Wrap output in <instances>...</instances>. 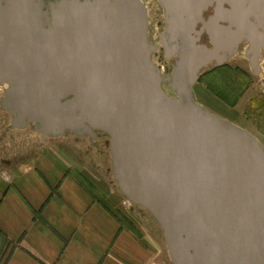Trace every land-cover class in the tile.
Wrapping results in <instances>:
<instances>
[{
  "label": "water",
  "instance_id": "water-1",
  "mask_svg": "<svg viewBox=\"0 0 264 264\" xmlns=\"http://www.w3.org/2000/svg\"><path fill=\"white\" fill-rule=\"evenodd\" d=\"M156 1L165 78L142 0H0L1 106L41 137L105 134L119 193L151 215L171 264H264V150L193 97L239 45L260 56L264 0Z\"/></svg>",
  "mask_w": 264,
  "mask_h": 264
},
{
  "label": "rangeland",
  "instance_id": "rangeland-1",
  "mask_svg": "<svg viewBox=\"0 0 264 264\" xmlns=\"http://www.w3.org/2000/svg\"><path fill=\"white\" fill-rule=\"evenodd\" d=\"M142 3L150 20L147 39L157 48L152 63L165 78L172 70L173 61L165 59L159 45V37L165 27L164 12L156 0ZM243 53L241 47L237 55L221 69H215L214 64L207 67L193 87V97L199 106L211 114L239 125L236 126L255 138L264 150V51L261 73L258 75H253L248 69ZM206 73H210L209 76L201 80ZM162 88L173 96L168 85ZM2 98L3 90L0 88V178H12L25 168L41 166L59 157L62 167L72 168L95 200L113 212L122 224L136 227L158 242L161 253L157 258L161 262L157 264H171L163 234L151 215L119 193L111 167L110 140L105 134L95 132V139L71 133L52 138L41 137L36 127L31 125L22 130L13 129L12 118L1 106ZM227 110L231 111L228 116ZM57 165L61 164L57 161Z\"/></svg>",
  "mask_w": 264,
  "mask_h": 264
},
{
  "label": "crops",
  "instance_id": "crops-1",
  "mask_svg": "<svg viewBox=\"0 0 264 264\" xmlns=\"http://www.w3.org/2000/svg\"><path fill=\"white\" fill-rule=\"evenodd\" d=\"M56 159L0 178V264L161 262L157 241L113 217Z\"/></svg>",
  "mask_w": 264,
  "mask_h": 264
},
{
  "label": "flooded vegetation",
  "instance_id": "flooded-vegetation-1",
  "mask_svg": "<svg viewBox=\"0 0 264 264\" xmlns=\"http://www.w3.org/2000/svg\"><path fill=\"white\" fill-rule=\"evenodd\" d=\"M142 1H151V0H142ZM223 7L224 8H226L227 9V5L226 4H224L223 5ZM215 8H216V4L214 3L207 11H205L204 12V14H203V20L205 21V22H207L208 21V19H209V17L210 16H213V14H214V10H215ZM223 25H225V26H227V23H224ZM201 26H198V28H200ZM147 36H148V33H147ZM160 38V37H159ZM201 43L202 44H205V45H207V46H209V40H208V36H207V34L206 33H204L202 36H201ZM243 48V59H244V61L246 62V65H247V67H248V69L251 71V73L253 74V75H258V74H260L261 73V69H260V66H261V62H262V60H263V51H264V49H262L261 51H260V56L259 57H256V58H254L253 56H252V54L251 53H249V50H250V48H249V46L245 43H243V44H241V45H239V47H238V49H237V52H238V50L240 49V48ZM237 52H236V54L234 55V56H232L231 58H229V59H232L233 57H235L236 55H237ZM152 59V58H151ZM228 59V60H229ZM215 65V64H214ZM231 112V111H230ZM230 112L227 110V116L230 114ZM232 124V123H231ZM235 124V123H234ZM237 125V124H236ZM237 126H239V125H237ZM243 129V128H242ZM245 129V128H244Z\"/></svg>",
  "mask_w": 264,
  "mask_h": 264
},
{
  "label": "trees",
  "instance_id": "trees-1",
  "mask_svg": "<svg viewBox=\"0 0 264 264\" xmlns=\"http://www.w3.org/2000/svg\"><path fill=\"white\" fill-rule=\"evenodd\" d=\"M222 67H223V66L216 67L215 69H221ZM209 74H210V73H206L205 75H203L202 78H201V80L204 79L205 77H208ZM106 209H107V208H106ZM108 211H109V210H108ZM109 213H110L113 217H115V218L117 219V217L115 216V214H113V212H110V211H109ZM117 220H119V219H117ZM119 221H120V220H119ZM120 222H121V221H120Z\"/></svg>",
  "mask_w": 264,
  "mask_h": 264
},
{
  "label": "bare ground",
  "instance_id": "bare-ground-1",
  "mask_svg": "<svg viewBox=\"0 0 264 264\" xmlns=\"http://www.w3.org/2000/svg\"><path fill=\"white\" fill-rule=\"evenodd\" d=\"M150 20H149V17H148V15H147V22H149Z\"/></svg>",
  "mask_w": 264,
  "mask_h": 264
}]
</instances>
